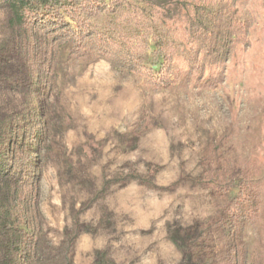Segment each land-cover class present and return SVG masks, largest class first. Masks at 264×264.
<instances>
[{"label":"rangeland","instance_id":"1","mask_svg":"<svg viewBox=\"0 0 264 264\" xmlns=\"http://www.w3.org/2000/svg\"><path fill=\"white\" fill-rule=\"evenodd\" d=\"M259 53V46H239L211 80H180L155 89L106 60L74 58L65 45L55 86L26 97L15 86L28 88L30 80L8 10L0 8V115L30 111L47 123L38 161L48 251H58L78 214L75 264H103L101 255L107 264H194L184 233L214 223L235 197V189L217 193L195 181L203 171L204 151L230 131L236 142L231 156L246 158L264 139ZM145 123L148 127L141 128ZM151 163L162 167L154 185L131 180L100 192L106 179L126 171L146 175ZM255 207L236 238L247 242L249 264H264V186ZM232 241L213 228L207 247L218 253Z\"/></svg>","mask_w":264,"mask_h":264},{"label":"trees","instance_id":"2","mask_svg":"<svg viewBox=\"0 0 264 264\" xmlns=\"http://www.w3.org/2000/svg\"><path fill=\"white\" fill-rule=\"evenodd\" d=\"M0 8L8 10L15 46L30 80L28 88L15 86L26 97L55 86L58 54L65 45H70L74 58L106 60L155 89L180 80H211L239 46H259L264 62V0H0ZM259 25L258 37L252 40ZM147 127L145 123L141 128ZM46 131L47 123L38 113L0 115V264H75L78 214L58 251H48L44 241L43 169L38 157ZM231 137L225 132L206 148L203 171L195 179L217 193L235 189V197L214 223L184 233L194 264H249L248 244L236 236L243 220L257 210L255 201L264 186V139L246 158L236 159L231 156L236 146ZM94 146L90 141L88 149ZM161 168L151 163L146 175L119 172L104 181L100 192L131 180L154 185ZM213 228L233 236L218 253L207 247ZM100 259L108 263L104 255Z\"/></svg>","mask_w":264,"mask_h":264}]
</instances>
